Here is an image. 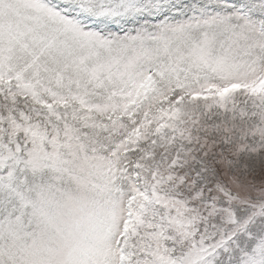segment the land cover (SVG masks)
<instances>
[{"label":"snow or ice","instance_id":"6c2138e0","mask_svg":"<svg viewBox=\"0 0 264 264\" xmlns=\"http://www.w3.org/2000/svg\"><path fill=\"white\" fill-rule=\"evenodd\" d=\"M0 264H264V0H0Z\"/></svg>","mask_w":264,"mask_h":264}]
</instances>
